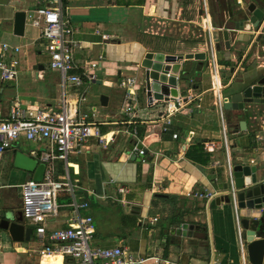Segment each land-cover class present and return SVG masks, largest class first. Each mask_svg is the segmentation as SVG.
<instances>
[{
    "label": "crops",
    "instance_id": "0c3cea01",
    "mask_svg": "<svg viewBox=\"0 0 264 264\" xmlns=\"http://www.w3.org/2000/svg\"><path fill=\"white\" fill-rule=\"evenodd\" d=\"M63 2V17L73 30V39L80 44L75 61L83 68L103 56L98 69L103 84L85 81L83 86L68 83L63 88L60 73L49 66L43 28L33 24L36 10L46 3L0 0V44L20 48L19 52L9 54L17 63L16 81L5 84L0 73L2 116H7L16 101L31 117L40 110L60 111L64 97L74 100L77 95L86 94L80 116L97 123L113 141L105 148L91 138L82 152L69 157L68 164L56 160L53 176L58 180L69 175L78 182L77 199L90 204L83 215L94 219L93 247H122L136 264H243L235 210L216 200L208 204L194 195L204 190L224 192L228 185L223 125L215 109L210 68L195 60L185 63L190 69L182 97L185 107L174 114L170 125L163 119L165 104L148 106L146 99L136 96L131 100L120 83L135 77L136 93L140 90L138 62L145 52L208 55L212 38H219L217 60L224 84L222 93L230 98L236 82L251 83L263 78L264 38L259 43H242L230 51L226 49L220 27L225 26L229 2L234 4L236 0ZM20 10L32 14L21 36L15 34V12ZM206 10L212 23L209 29H203ZM197 35L203 39L195 41ZM44 56L48 58L46 63L41 60ZM115 77L120 78L112 82ZM102 94L109 97L106 108L100 105ZM126 103L136 110L133 124H129L123 112ZM225 116L232 164L264 169V104L248 106L245 112L226 110ZM243 121L244 129L240 126ZM134 129L138 137L134 136ZM174 134H178L177 139ZM26 141L29 140L22 137L14 148L7 150L0 164V208L10 212H22L21 186L34 177V172L15 167L14 151L40 163L42 154L49 151L46 141L33 142L35 149H27ZM205 143H211L213 151L201 150ZM140 145L146 151V162L135 151V146ZM220 170H224V180L215 176ZM59 202L58 216L47 219V233L70 223L71 198L62 195ZM24 219L26 226L33 229L31 240L14 243L0 233V264H63V259L40 257L33 247L36 226ZM183 224L192 226L191 239L174 233ZM22 247L28 251L18 249Z\"/></svg>",
    "mask_w": 264,
    "mask_h": 264
},
{
    "label": "built area",
    "instance_id": "2783aa9c",
    "mask_svg": "<svg viewBox=\"0 0 264 264\" xmlns=\"http://www.w3.org/2000/svg\"><path fill=\"white\" fill-rule=\"evenodd\" d=\"M43 1L46 5L36 10L32 17L33 24L43 28V37L47 41V51L50 56L49 66L60 73L62 87L64 88L68 83L83 86L85 81L95 82L98 79V69L104 57L99 56L98 60L88 62L81 68L75 61V51L80 44L73 39V30L63 17V0ZM206 16L207 20L203 22V29L212 28L207 10ZM215 45L211 40L207 59L212 74V90L216 96L215 109L223 125L224 147L229 168L227 179L229 187L224 192L213 193L204 190L197 191L194 195L198 199L206 200L208 204L218 197L231 195L236 204V184L232 173V153L229 142L230 131L225 119V103L229 99L222 93L224 84ZM11 51L19 52L20 48L12 47L7 43L0 44V73L1 81L5 84L15 82L18 76L17 63L9 55ZM136 85L135 77L125 78L120 83V87L127 91L129 99L135 96ZM86 100L85 93L77 95L74 100L64 97L60 111L40 110L31 117L27 115L18 101L13 103L7 116L4 117L0 113V164L4 153L14 148L22 137L32 142L46 141L49 145V151L41 156L43 163L47 166L43 180L40 182L28 180L21 186L22 211L24 217L36 226L37 240L33 247L41 258L61 256L64 260L63 264H136V261L122 247L92 246L96 231L94 219L91 215H83V211L87 210L90 204L77 199L78 182L73 181L69 175L58 180L53 176L54 162L61 160L68 164L69 157L74 153L82 152L91 138H95L105 148L113 141L109 134H103L97 123L88 121L86 116H80V105ZM184 107L185 102L182 98L176 103H166L163 111L165 124L170 125L174 114ZM123 112L129 119V124H133L132 121L136 117L134 107L126 103ZM133 133L138 137L136 129ZM174 138L177 139L178 134H174ZM204 149L211 152L213 146L211 143H205ZM135 151L142 157V161L146 162V151L137 146H135ZM32 154L35 156L36 152L33 151ZM254 163L255 161L252 160L251 164ZM121 192L124 190L121 189ZM62 195L71 198V203L68 205L72 210L70 223L66 228L47 233V219L58 216L61 209L59 199ZM236 222L239 229L243 264H248L246 236L243 234L237 213ZM18 249L22 252L28 251L24 247ZM67 259L69 261H66Z\"/></svg>",
    "mask_w": 264,
    "mask_h": 264
},
{
    "label": "water",
    "instance_id": "95a60500",
    "mask_svg": "<svg viewBox=\"0 0 264 264\" xmlns=\"http://www.w3.org/2000/svg\"><path fill=\"white\" fill-rule=\"evenodd\" d=\"M219 3V2H218ZM229 11L226 14L225 26L220 27L226 49L240 44L251 45L259 43L264 38V0H241L228 4ZM32 16L26 11L15 12V34L23 35L27 21ZM245 33V34H241ZM212 41L216 44V50H220V39ZM206 52L187 54H166L164 52H145L139 60L142 86L135 94L136 98L146 99L148 106L163 105L169 102H177L183 97L184 85L190 76V69L185 63L195 60L209 67ZM121 76V72L119 73ZM120 77H115L112 82H117ZM96 84H103V76H98ZM234 92L225 103V109L245 112L248 106L264 104V76L255 82H236ZM187 99H185L186 101ZM109 97L106 94L100 96V105L108 107ZM241 128L246 126L243 121ZM143 149V146H139ZM14 165L16 168L34 172V181H42L46 171V165L38 162L25 153L15 150ZM38 158V157H37ZM232 173L236 184V204L231 195L218 197L216 202L230 206L237 213L240 226L246 236V250L250 264H263L264 259V169L247 164H232ZM225 189L228 190L226 184ZM192 226L183 224L174 230L177 236L182 238L193 237ZM0 233L6 234L5 239L11 242L23 243L31 240L33 229L25 224L24 213L15 210L8 211L0 208ZM4 240V239H3Z\"/></svg>",
    "mask_w": 264,
    "mask_h": 264
},
{
    "label": "rangeland",
    "instance_id": "374dc122",
    "mask_svg": "<svg viewBox=\"0 0 264 264\" xmlns=\"http://www.w3.org/2000/svg\"><path fill=\"white\" fill-rule=\"evenodd\" d=\"M202 35V34H201ZM199 39H203V36H198L197 35V39H195V41L199 40ZM44 63H46L48 61V58L46 56L43 57V59H41ZM97 60V59H96ZM26 145H28L29 147L27 149H35L36 146H35V143H33L32 141H26L25 142ZM0 172H2V170L0 169Z\"/></svg>",
    "mask_w": 264,
    "mask_h": 264
},
{
    "label": "trees",
    "instance_id": "16d2710c",
    "mask_svg": "<svg viewBox=\"0 0 264 264\" xmlns=\"http://www.w3.org/2000/svg\"><path fill=\"white\" fill-rule=\"evenodd\" d=\"M223 63L229 64L228 62H223ZM200 148H201V150L204 151V146H201ZM203 151H202V155H204V152ZM215 176H217L218 179H220V180H224V178H225V176H224V170H220L219 172H217L215 174Z\"/></svg>",
    "mask_w": 264,
    "mask_h": 264
},
{
    "label": "bare ground",
    "instance_id": "6f19581e",
    "mask_svg": "<svg viewBox=\"0 0 264 264\" xmlns=\"http://www.w3.org/2000/svg\"><path fill=\"white\" fill-rule=\"evenodd\" d=\"M56 258H58V259H62L61 256H58V257H56Z\"/></svg>",
    "mask_w": 264,
    "mask_h": 264
}]
</instances>
